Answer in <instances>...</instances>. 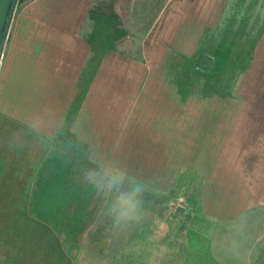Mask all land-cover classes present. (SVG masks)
I'll return each mask as SVG.
<instances>
[{
    "label": "rangeland",
    "instance_id": "1",
    "mask_svg": "<svg viewBox=\"0 0 264 264\" xmlns=\"http://www.w3.org/2000/svg\"><path fill=\"white\" fill-rule=\"evenodd\" d=\"M148 10L153 15L151 31H139L143 25L141 18L147 15ZM209 24L214 27L212 31H216V39L221 38L222 29L228 25L231 36L236 34L235 39L241 40L244 44L248 38H254L259 30L264 35V0H22L20 3L0 69V114L13 123V125L9 124L12 125V129L7 132V137H3L1 143L4 145L11 141L14 148L12 153L10 148H5L6 145L0 148L3 150L0 152V185H3L4 189V192H0V198L10 196L15 199L13 193L15 186L11 184L12 170H20L22 173L23 170H31V166H25L24 161L31 160L30 149L34 137L31 138L22 131L20 133L19 123L21 122L3 113L4 110H11L13 116L17 117L15 107L29 109L31 97L28 87L29 77L26 78V75L30 72L31 53L36 47H40L39 44L42 42L61 41L63 32H68L69 29L78 31L81 28L83 32L87 28L90 30L92 26L98 25L112 26L114 32L111 36L118 34L116 37L121 54L129 53L136 61L148 63L149 56L146 53L143 54L146 43L150 44L148 53L150 48L157 53L159 47L165 49L167 65L162 64L165 62L164 54L160 60L158 57L155 60V64L162 65L161 73L163 72L164 76L168 74V77L172 73H174L173 77L182 75L187 82L192 80L190 88L193 95L186 97L183 102V123L192 122L194 106H198L200 111L203 110L204 116L208 115L207 110H212L213 113L209 116L213 121L218 122L225 112L224 115H228L225 120L229 123L231 131L230 152L226 155L218 148V151L214 153L215 159L224 155L227 158L230 155L231 160L235 161L234 166L239 167L240 174L243 176L239 177L237 174L238 182L235 184L238 186L235 188V194L231 195V203L235 204L234 201H236L237 211L227 212V204H230L228 201L224 204V209L220 210L226 213L222 216L226 224H223V221L218 223L212 217H210L211 222L197 220L202 225L197 224L196 219L206 216L207 212L205 213L199 204L193 211L187 197L191 176L196 175L191 172L189 161L190 153H192L189 147L190 131H184L186 135L181 141L182 145L179 141L177 146H173L174 140H161L159 143L157 137L152 136L151 131V126L159 125L158 123L161 122V125L167 124L160 114L159 106L152 105L154 111L152 113L147 102L149 99H146L144 103L137 96L133 109L134 127L132 111L126 115V103L119 104L117 125L120 129L118 128L117 139L115 137L117 131L112 133L111 137H101L102 144L99 147L95 149L88 147L82 154L86 153L88 156L95 154L97 159L101 157V167L106 163L119 165L129 173V179L124 182H130L139 189L147 190L150 192L146 194L147 196L156 195L159 198L168 199L156 206L151 202L148 203L149 205L143 204L137 198L139 204L135 218L118 221L111 207L115 193L110 198L97 191L100 193L99 198L97 197L96 202L89 205L93 220L97 224L88 226L83 235L82 233L79 235L81 239L77 242L79 257L76 264H179L180 256L178 255L176 260L173 255L180 252V243L183 246L182 252L186 251V244L190 245V240H182L180 235L184 231L187 233L188 228L199 234V238L196 239L198 242H192L191 245L204 248L208 246V248L206 251L191 250L193 254L189 258H183L184 264H204L206 259L204 255L208 252L219 260H225L221 257L225 252L223 243L227 238L232 240L230 236H235L234 241L238 238L243 240L239 247L238 243L234 246V252L231 251L236 259L242 260V264L258 263L264 244L262 241L264 238V206H262L264 205V37L257 44V55L250 68L237 73V78L233 76L232 79L227 80L228 85L233 86L232 94L222 96L215 90L212 91L215 94L207 96L205 92L209 91L206 85L209 78L205 74H209L210 71H202L203 74L197 75L194 79L191 76L190 79L185 72L188 66L185 57H188L187 54H192L198 45L199 51L205 49L207 39H210L208 37L210 30L206 28ZM100 36L106 42L110 34L101 33ZM89 39H91L90 34ZM95 40H98V36ZM180 46L183 48L180 49ZM145 51L147 52V49ZM178 51L183 55H179ZM199 51L195 55L200 59L204 54ZM153 54L155 52H152L150 56ZM152 62L154 61L150 62L151 68ZM174 63L178 65L170 68V65L174 66ZM24 79L28 81H22ZM16 84L19 87L15 90ZM9 87L10 89L7 90ZM171 89L175 90L174 85H171ZM26 117L29 119V115ZM112 126H116L115 120ZM242 126L254 127V129L243 130ZM233 127L237 130H233ZM154 132L158 133V131ZM63 144H67L69 148L73 147L67 140H64ZM166 144H172V146ZM96 149L100 150L94 153ZM238 155L241 157L240 161L238 158L233 159ZM225 157L223 161H226ZM212 158L214 159L213 154ZM227 160L230 159L227 158ZM74 164L71 181L80 186L92 185L86 179L87 174L93 170L97 173L101 171L100 165L94 169L92 162L86 161L81 164L74 162ZM215 164L223 165V174L227 175L228 169L225 170L226 165L223 162L216 161ZM74 173L78 176H74ZM200 175L203 176L201 173ZM224 186L226 188V183ZM242 187H246V194ZM171 190L175 193L170 194ZM99 202L101 206L98 205ZM0 205L7 206L6 203L1 202ZM11 205L13 206L14 203L11 202ZM244 206L247 208L241 209ZM179 209H182V212ZM18 212L19 210L15 209H0V264H22L23 262L20 258L22 255L20 241L24 235V228L29 231L31 227L16 225L15 218L9 219ZM240 213L242 214L237 218H241V221L236 219V222L232 223L233 225L230 224L227 230V222ZM147 219L151 222V232L156 235L157 241H153L151 237L143 246L138 238L135 240L134 248L131 245L126 247L127 238L132 233L141 234L144 230L142 222L147 223ZM199 232L205 236L202 237ZM204 238L208 239V242ZM245 242L247 249L244 247L243 250ZM141 249L143 254L140 253ZM126 251L130 253L129 261L125 256ZM116 254L117 257H111ZM121 254L125 257L119 260L118 257ZM133 254L142 259L138 260V263L135 262V257L131 258ZM149 259L150 262H148ZM114 260L117 262L114 263ZM172 260L173 262L170 263ZM261 261H264V256L261 257Z\"/></svg>",
    "mask_w": 264,
    "mask_h": 264
},
{
    "label": "crops",
    "instance_id": "2",
    "mask_svg": "<svg viewBox=\"0 0 264 264\" xmlns=\"http://www.w3.org/2000/svg\"><path fill=\"white\" fill-rule=\"evenodd\" d=\"M150 10L147 11V15L141 18L143 19V25L141 29L137 27V29H140L139 31H151L153 15L150 14ZM111 27H104L103 25L92 26L90 30L87 28L83 32H81V28L77 29L78 31L69 29L68 32H63L61 41L48 40L40 43V47H36L34 52L31 53L30 72L26 75V78L29 77L28 87L30 88L31 97L29 109L28 107L24 109L15 107L17 117L13 116L11 110L3 111L7 117H12L21 122L19 123L20 133L22 131L26 135L31 136V138L32 136L34 137L32 138L33 143L31 142L32 147L30 149L31 160L30 162L24 161V165L31 166V170H23V173L20 170L11 171V178H13L11 184L15 186L13 192L15 199L10 198V196L0 198L1 203L7 204L4 207L0 205V209L19 210L14 217H9V219L15 218L16 225L31 227L29 231L24 228V235L20 241L22 251L20 258L24 262L22 264L77 263L79 257V249H77L79 244L77 242L81 239L79 235L81 233L83 235L88 226L97 224L93 220V213H91L89 205L91 206L96 202L95 199L99 198L100 193L97 192L96 187L93 185H88V188L86 185L80 186L71 181V175L74 172L73 167L75 166L74 162L79 164L82 162L86 163V161L92 162L94 169L100 165L101 157L97 159L95 154L88 156L86 153L82 154V152L86 151L88 147H94V149L99 147L102 144L100 142L101 137H111V134L116 131L115 137L117 139L118 128L120 129L119 125H117L119 104L126 103V115L132 111L133 125L135 127L133 109L137 96L144 103H146V99H149L147 102L152 113L154 112L152 105L159 106L160 114L165 119L164 122H167L164 125H161V122L158 123L159 125L151 126L152 136L154 138L157 137L159 143H161V140H174L175 145L173 146H177V143L183 141L186 135L184 131H190L189 147L192 153H190L189 161L191 162V172L196 174L195 176L192 175L190 179V205L193 211L195 206L199 204L202 210L205 213L207 212V217L198 218L196 221L203 222L208 220L211 222L210 220L214 218V221L218 223L223 221V224H226L225 219L222 218L226 213L220 212V210L224 209V204L227 201L230 203H226L227 212L230 210L237 211L236 201H234L235 204L231 203V195L235 194V188L238 186L235 184V182H238V176H243L240 174L239 167L234 166L233 163L235 161L231 160L230 155L227 156L230 159L229 161L225 155L223 157H225L226 161H223V157L215 159L214 155L218 148L226 155L230 152L229 136L231 131L229 123L225 120L228 115H224V112L219 122L213 121L209 116L213 113L212 110H207L208 115L204 116V111H200L198 106H194L192 107V122L183 123V102L193 92L190 88L184 94L181 86L182 75L176 76L178 79L173 77L174 73L172 75L169 74V77L168 74L164 76L163 72L161 73L162 65H159L160 63L155 64L157 57L160 60V57L164 54L165 62L162 64L165 63L167 65L165 49L159 47V52L157 53L150 48V53H148L150 44L144 42L147 46L144 44L143 54L146 53L149 56V61L148 63L136 61L129 53L121 54L118 38L116 37L118 34L114 37L111 36L114 32ZM206 28L210 30V35H208L210 39H207V50L209 52L214 51L215 48L224 47L228 38L232 37L228 25L222 29L220 39H216V31H212L214 27L211 24ZM101 33L110 34L106 42L101 38ZM89 34L91 39L88 40ZM260 34L257 44L264 37L262 31ZM97 36L98 40L96 41ZM198 46L192 54H187L186 56H194L199 51L200 47ZM256 47L252 63L257 55L258 48L256 49ZM179 48L182 49L183 46ZM145 49H147V52ZM152 52H155V54L150 56ZM177 53L183 55L180 51ZM151 61H154L152 62V68L150 66ZM176 65L178 64L174 63V66L170 65V68H174ZM178 71L181 72L180 69ZM22 81L27 82L28 80L24 79ZM14 83L16 82L14 81ZM171 85H174L175 90L171 89ZM17 87L19 86L16 84L14 89L16 90ZM9 89L10 87L7 88V90ZM215 90L211 89L205 93L210 96L215 94L212 93ZM216 92L222 96H228V94L219 90H216ZM113 102L114 104L112 105ZM200 113L201 116H199ZM27 115H29V119L26 117ZM0 119H2L0 121V148L6 145L5 148H10L12 153V149H14L12 147L13 142L10 141L3 145L1 141L3 137L8 136L7 132L12 129L13 123L1 114ZM114 120L116 121V126H112ZM10 123L12 125H9ZM244 127L247 126H242L241 129H254V127ZM235 129L237 130V128L233 127V130ZM154 131H158V133L155 134ZM64 140L70 141L73 147L67 148V150L59 147ZM166 145L172 146V144ZM99 150L96 149L94 153ZM1 151L3 150L0 149ZM234 158H238V161L241 160L240 155ZM216 161L223 162L226 165L225 170L228 169L227 175L223 174V165L215 164ZM45 163L46 166H44ZM74 176L78 175L74 173ZM225 183L226 188L224 186ZM241 186H243V183H241ZM245 188L243 190L246 194ZM0 192H4L3 185H0ZM11 202L14 203L13 206ZM142 203L148 204L150 201ZM98 205L101 206L102 204L99 202ZM246 208L244 206L241 209ZM241 214L236 215L234 219H230L227 222V230H229L230 224L233 225L232 223L236 222V219L241 221V218H237ZM101 217L102 213L100 214ZM180 222H182L181 219ZM142 224L144 226L143 232L141 234L132 233L127 238L126 247L131 245L134 248L135 240L138 238L142 241L143 246L151 237H153V241H157L156 235L151 232V222H142ZM197 224L202 225L199 222ZM57 226L63 228L60 230ZM188 229L191 230L190 228ZM184 232L180 234L182 235V240H190V245L186 244V251L182 252L183 246L180 243V252L175 253L176 255L172 254L176 260H178V255L180 256L179 264H184L183 258H189L193 254L191 250L200 251L204 249L206 251V248H208V246L206 248L192 246V242H198L196 239L199 238V234L191 230L192 233L188 234V237L187 233L184 234ZM200 234L202 237L205 236L202 232ZM230 238L232 240H227V238L225 243H223V251L225 252L221 257H224L225 260H219L208 252L207 255H204L206 256L205 262L203 261L204 264H208L209 261L211 264H242V260L236 259L231 253L234 252V246L238 243L239 247L243 240L238 238L237 241H234L235 236H230ZM204 239L208 242V239ZM262 241L264 242V238ZM246 244L245 242L243 250L244 247L247 249ZM262 247L258 263L256 264H264V261H261V257L264 256V244ZM73 251L76 252L72 253ZM140 251L143 254V249ZM23 252L25 253L23 254ZM123 254L118 257L119 260L127 256L129 261L130 253L126 251L125 256ZM115 256L117 257V254L111 255V257ZM132 256L135 257V262L137 263L138 260L142 259L138 258V255L133 254L131 258ZM113 262L116 263L117 261L114 260ZM148 262H150V259ZM172 262L173 260L170 261V263Z\"/></svg>",
    "mask_w": 264,
    "mask_h": 264
},
{
    "label": "trees",
    "instance_id": "3",
    "mask_svg": "<svg viewBox=\"0 0 264 264\" xmlns=\"http://www.w3.org/2000/svg\"><path fill=\"white\" fill-rule=\"evenodd\" d=\"M260 32L261 31L259 30V32L256 33L257 35L254 38L252 39L248 38L246 40V43L244 44L241 43V40L237 41L235 39L237 38L236 34H234V36L230 38L226 37L228 38V40L226 41V45L222 48H215V50L211 52L207 50V42H206L205 49L200 51V53L202 52V54H204L206 57H204V55H202L200 59L198 58V56L196 57V55L185 57L188 64L185 70V72H187V76H189L190 79L192 76L194 79L197 77V75L203 74L202 71L209 70L210 73L205 74V76L209 78L206 84L207 88L209 90L216 89L226 94H232L233 86H229L228 85L229 81L227 80H229V78L232 79L233 76L237 78L238 77L237 73L246 70L249 67V65H251L254 58L255 47L261 35ZM207 55L210 57H208ZM236 70L237 72H235ZM191 82H192L191 80L187 82L186 79H183L181 86L184 94H186V92L190 90L192 84ZM59 147L66 150L67 148H69V146H67V144H63V142L62 145H60ZM44 166H46V163ZM134 188H136V186L130 182H124L123 185L121 186V190L126 191L128 193H131ZM174 193H175L174 190L170 192V194H174ZM146 194H150V192H148L147 190L140 189L137 198H139V200H141L144 203L150 201L156 206L159 203H164L168 199L166 197L162 199L157 197L156 195L150 197L147 196ZM187 194H188L187 195L188 200L190 201L191 194L190 192H187ZM179 211L182 212V209H179ZM57 228H60L61 230L63 227L57 226ZM189 232H191V230L188 229L187 231L188 237L191 234ZM208 264H211V262L209 261Z\"/></svg>",
    "mask_w": 264,
    "mask_h": 264
},
{
    "label": "clouds",
    "instance_id": "4",
    "mask_svg": "<svg viewBox=\"0 0 264 264\" xmlns=\"http://www.w3.org/2000/svg\"><path fill=\"white\" fill-rule=\"evenodd\" d=\"M0 67H2V63H0ZM86 179L105 197H112L115 193L111 207L118 221L135 218L139 204L137 195L140 189L136 187L131 193L120 190L124 181L129 179V173L126 169L114 163H106L101 167L99 173L95 170L89 172Z\"/></svg>",
    "mask_w": 264,
    "mask_h": 264
},
{
    "label": "water",
    "instance_id": "5",
    "mask_svg": "<svg viewBox=\"0 0 264 264\" xmlns=\"http://www.w3.org/2000/svg\"><path fill=\"white\" fill-rule=\"evenodd\" d=\"M21 2L22 0H0V63L3 62L11 28Z\"/></svg>",
    "mask_w": 264,
    "mask_h": 264
}]
</instances>
